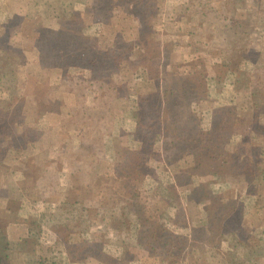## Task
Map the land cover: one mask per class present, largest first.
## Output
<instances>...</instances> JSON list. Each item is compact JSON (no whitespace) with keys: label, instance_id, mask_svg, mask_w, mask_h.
Segmentation results:
<instances>
[{"label":"rangeland","instance_id":"1","mask_svg":"<svg viewBox=\"0 0 264 264\" xmlns=\"http://www.w3.org/2000/svg\"><path fill=\"white\" fill-rule=\"evenodd\" d=\"M0 231L2 264H264V0H0Z\"/></svg>","mask_w":264,"mask_h":264},{"label":"trees","instance_id":"2","mask_svg":"<svg viewBox=\"0 0 264 264\" xmlns=\"http://www.w3.org/2000/svg\"><path fill=\"white\" fill-rule=\"evenodd\" d=\"M119 39V38H118ZM121 40H122V38H120V42H121ZM128 65H130V63L128 64ZM113 67H115V66H113ZM117 68H119V65H117L116 67H115V69L117 70ZM116 72V71H115ZM54 160V159H53ZM69 164H68V168H69ZM78 167V166H77ZM72 173V172H71ZM76 173L77 174H80V172H79V170L77 169V171H76ZM77 211L78 210H75L74 211V213H77ZM79 212H80V210H79ZM84 213V212H83ZM140 214H141V212H137L136 214H134V215H136L137 217H139L140 216ZM112 215H114V214H112ZM127 215V210H126V212H125V216ZM128 215H129V213H128ZM68 224V223H67ZM67 226H69V224L67 225ZM6 232H2V231H0V264H2V262H4L3 261V256H2V250H3V246H5L6 245V242L5 241H7V236L6 235H4ZM1 234H3L2 236H1ZM35 236V237H34ZM40 236H41V234H38V233H33V232H31L30 233V237H27L26 239H24L23 240V242H21V245H22V247H21V249H26V247L25 246H27V244H28V241H30V242H32L33 243V241L35 242V244L36 245H39V246H41V247H39L38 246V249L40 248V250L42 249V248H44L43 247V245L41 244V240L39 239L40 238ZM141 237L139 238V240L141 241ZM23 250V251H24ZM37 251V249L35 250V252ZM54 258V257H53ZM37 264H41V263H37Z\"/></svg>","mask_w":264,"mask_h":264}]
</instances>
